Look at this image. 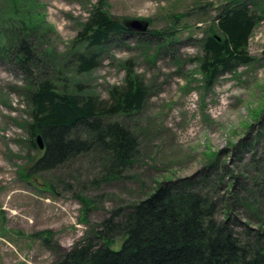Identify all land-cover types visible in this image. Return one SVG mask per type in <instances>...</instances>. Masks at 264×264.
Here are the masks:
<instances>
[{
  "label": "rangeland",
  "instance_id": "obj_1",
  "mask_svg": "<svg viewBox=\"0 0 264 264\" xmlns=\"http://www.w3.org/2000/svg\"><path fill=\"white\" fill-rule=\"evenodd\" d=\"M105 1L114 18L150 21L148 30L166 38L132 29L89 47L80 33L100 0H0V264H55L92 238L114 209L173 179H207L220 200L218 218L233 203L239 231L264 226V21L249 41L253 60L207 85L201 40L225 0ZM257 2L264 10V0ZM23 40L37 61L35 75L48 76L60 91L106 101L130 72L144 81L142 109L116 118L140 139L139 158L122 179L99 181L94 154L34 168L43 151L27 133L32 77L15 57ZM79 54H97L99 67L80 73Z\"/></svg>",
  "mask_w": 264,
  "mask_h": 264
},
{
  "label": "trees",
  "instance_id": "obj_2",
  "mask_svg": "<svg viewBox=\"0 0 264 264\" xmlns=\"http://www.w3.org/2000/svg\"><path fill=\"white\" fill-rule=\"evenodd\" d=\"M257 1L225 0L216 7L215 25L201 40L200 70L207 85L253 60L249 41L264 21ZM106 4L100 0L80 33L89 47H104L113 37L131 33L124 21L107 12ZM147 33L166 38L164 31ZM15 57L32 77L27 93L30 142L41 151V135L45 144L34 168L50 170L94 154L101 161L99 181L122 179L139 158L140 139L127 122L116 118L142 109L147 96L144 81L130 72L125 86L114 87L110 99L103 101L60 91L48 76H36L37 61L27 40L17 46ZM77 60L80 73L100 65L97 54H79ZM198 180L161 182L140 201L114 209L92 238L76 244L55 264H264V226L239 231L232 218L233 203L224 205L225 215L219 219L220 200L205 187L207 179ZM84 204L87 209L89 203ZM118 241L121 245L115 247Z\"/></svg>",
  "mask_w": 264,
  "mask_h": 264
},
{
  "label": "water",
  "instance_id": "obj_3",
  "mask_svg": "<svg viewBox=\"0 0 264 264\" xmlns=\"http://www.w3.org/2000/svg\"><path fill=\"white\" fill-rule=\"evenodd\" d=\"M124 23L126 27L131 30L133 29L137 31H147L149 28V22L147 20H139V19L125 20ZM37 140H38L40 149L44 150L45 144H44V141L41 135L38 136Z\"/></svg>",
  "mask_w": 264,
  "mask_h": 264
}]
</instances>
